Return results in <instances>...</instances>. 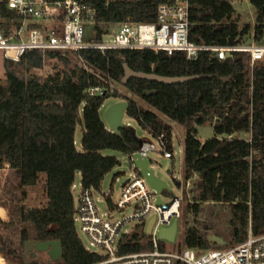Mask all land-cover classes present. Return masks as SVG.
<instances>
[{
    "label": "trees",
    "instance_id": "16d2710c",
    "mask_svg": "<svg viewBox=\"0 0 264 264\" xmlns=\"http://www.w3.org/2000/svg\"><path fill=\"white\" fill-rule=\"evenodd\" d=\"M95 9L93 23L87 25V40H100L106 24L133 20L154 22L157 5L163 0H81ZM254 7L255 40L264 35V0H249ZM189 39L202 44H233L251 31L249 24L239 27L233 19L235 9L230 0H190ZM16 17L6 2H0V30L5 32L9 18ZM79 55L91 70L72 65L60 52L38 50L24 52L17 64L38 68L45 58L64 64L43 80L23 77L12 60L3 62L5 78L0 81V167L8 164L16 171L19 185L42 191L40 205L20 207L19 220L32 227V236L23 230L21 241L58 240L60 261L51 264H92L101 256L84 248L74 222V198L71 187L76 173L80 184L99 191L103 177L120 164L104 149L123 154L136 151L143 139L127 123L118 133L112 132L101 115L106 98L120 97L127 101L125 115L155 136L164 133L171 150V126L154 111L169 120L186 126L183 140V176H199L197 188L200 201L228 203L233 217L234 243L242 241L248 225L254 234L264 232V61L250 68V57L235 52L219 59L214 53L200 52L187 59L184 52L170 56L152 50H80ZM132 70L161 76L188 77L186 81L165 84L147 79L131 78L122 82L123 64ZM251 78V81L249 80ZM108 80L120 82L153 110L141 107L126 95L108 91L90 96L89 87H108ZM250 85V94H242L232 102L236 91ZM144 90H155L146 95ZM232 102V103H231ZM226 105L228 107L226 108ZM217 114L212 125L214 136L201 142L197 129L204 116ZM82 126L81 149L75 145V129ZM247 133L248 139L224 137ZM198 211V203L191 205ZM141 225L124 237L119 252L147 250ZM184 245L209 248L206 234L189 227L184 232ZM35 264V262H23Z\"/></svg>",
    "mask_w": 264,
    "mask_h": 264
},
{
    "label": "built area",
    "instance_id": "2783aa9c",
    "mask_svg": "<svg viewBox=\"0 0 264 264\" xmlns=\"http://www.w3.org/2000/svg\"><path fill=\"white\" fill-rule=\"evenodd\" d=\"M5 1L16 17L9 18L10 26L0 30V50L3 57L18 61L28 50L60 52L82 68L86 63L79 55L80 50H152L163 51L169 56L176 51L184 52L187 59L197 58L200 52L214 53L217 58L232 57L235 52H245L250 57V68L264 58V45L236 42L233 44H202L189 39L190 0H163L157 5L154 22L124 20L106 24L105 33L100 40H87V25L93 23L95 9L81 0H0ZM112 1V0H108ZM107 88L89 87L90 96L104 95ZM147 132V131H146ZM152 139H143L139 148L128 154V163L135 156L148 158L150 166L153 159L149 153L158 157L172 158L173 149L168 148L164 133ZM172 136V131H171ZM170 146L172 140L170 138ZM5 166H9L5 164ZM129 176L122 181L119 198L113 202L109 193L94 198V189L80 185L74 203L73 222L88 240V251L98 253L101 258L92 264H264V232L254 234L249 224L242 241L227 246L209 248L187 247L170 250L158 236L159 230L169 227L179 218L181 199L173 197L168 203L157 202V193L150 187L139 169L132 164ZM115 182L119 177H115ZM189 184V181H188ZM76 190L75 184L71 191ZM161 199V194H160ZM106 203L105 211L98 203ZM0 220L8 221L9 212L0 206ZM132 209L124 214L126 209ZM154 218L149 232L146 227ZM141 225L150 245L147 250L120 253L124 237L129 236L134 227L126 228L130 222ZM178 228V225H177ZM175 232V237L177 233ZM77 232V231H76ZM174 237V240H175ZM173 240V241H174ZM171 241V242H173ZM83 244V243H82ZM98 248L100 251H95ZM0 264H22V258L0 251Z\"/></svg>",
    "mask_w": 264,
    "mask_h": 264
},
{
    "label": "rangeland",
    "instance_id": "374dc122",
    "mask_svg": "<svg viewBox=\"0 0 264 264\" xmlns=\"http://www.w3.org/2000/svg\"><path fill=\"white\" fill-rule=\"evenodd\" d=\"M232 6L235 9L233 19L237 20L239 27L244 24H249L251 26V31L243 35L239 42L250 43L254 41L255 43L264 45V35L260 40H255L253 27L255 25V14L256 11L254 7L250 4L249 0H230ZM3 52L0 50V81L5 78L4 74V62ZM69 65H76L80 67L74 58H68ZM264 61V58L262 59ZM14 68L18 71L19 75L23 77H36L39 80H43L48 75L53 74L55 71L62 70L64 64L55 58L43 60V64L38 68H26L25 66L17 64V61H12ZM87 70L89 69L86 66ZM251 81V78H249ZM107 91L112 94L116 91L118 94L126 95L133 98L137 103L143 107L153 110L147 103L141 100L138 96L131 94L128 90L120 83L113 80H108ZM250 85L242 87L240 91H236L235 98L232 102L239 100L242 94H250ZM124 100L120 97L110 96L105 99L103 106L101 107V115L107 106L110 104ZM231 102V103H232ZM228 105H226V108ZM160 118L168 122L171 126L172 131V149L174 155L172 158L158 157L156 154L149 153V157L153 159L151 162V168L154 170L155 175L163 180L167 186L168 190H163L161 193V200L168 203L173 197H179L181 199V204L179 208L180 216L177 219V233L175 240L173 242H165L167 248L170 250H175L182 248L184 246V232L189 227L197 228L200 232L206 234L208 245L210 247L216 246H227L234 243L235 239L233 236V228L231 226V219L233 217L231 207L228 203H219L212 201H200L199 200V190L197 184L199 182V176L194 174L189 179H185L183 176V140L186 134V126L181 125L177 122L169 120L167 117L161 113L154 110ZM219 116L215 113H211L204 116L205 122L203 125L193 126L197 129L196 137L203 142L204 140L214 136L212 125L219 121ZM123 122H127L136 132V134L142 139H152L145 130H143L134 120L129 119L125 114L123 116ZM82 135V126L77 125L75 129L74 138L76 140V145L78 149H81L80 140ZM230 137H238L242 139H248L247 133H235L232 135H221ZM103 155L115 156L120 164L114 167L111 171L106 173L103 177L101 188L99 191H94V198L102 197L103 193H109L111 201L115 202L120 195L121 183L130 174L128 157L112 149H104L101 151ZM115 177H119V181L115 182ZM79 177H76L74 184L76 185V190H74L73 198L76 202L77 196L80 190ZM189 181V184H188ZM26 195L23 196V188L19 185V177L15 170L11 169L9 166L0 167V206L6 209L10 218L8 221L0 220V251L7 252L13 256L22 255V241L20 234L23 230H26L30 236H32V227L28 223H23L19 220L18 211L20 207H29L33 205H40L43 201L42 191L35 189H26ZM198 203V211L194 212L192 204ZM102 211L106 209V203H98ZM2 209L0 208V212ZM132 209H126L124 214H129ZM136 222H130L126 225V228L131 229L134 227ZM76 231L81 239L84 246L88 245V240L80 232L79 226L76 225ZM95 251H100L98 248H93ZM28 262H35V264H51L50 258L46 252H36L32 257L26 258Z\"/></svg>",
    "mask_w": 264,
    "mask_h": 264
},
{
    "label": "water",
    "instance_id": "95a60500",
    "mask_svg": "<svg viewBox=\"0 0 264 264\" xmlns=\"http://www.w3.org/2000/svg\"><path fill=\"white\" fill-rule=\"evenodd\" d=\"M124 76L122 82H127L131 78L147 79L151 81H156L165 84H173L178 82H183L188 79V77H171V76H161L154 73H145L141 71L132 70L126 63L123 64ZM155 90H144L143 93L146 95L154 93ZM127 107V101L119 100L109 106H107L103 112V120L114 133H118L120 128L123 126V116L125 114V109ZM134 165L135 168L139 169L140 174L145 178L147 183L153 188L157 193V202H161L160 194L163 190H168L167 184L158 178L154 170L150 166V160L148 158H140L135 156L132 162H129V167ZM154 218H150L148 221L146 232H149ZM177 228V221L174 220L169 227H163L159 230L158 236L169 242L174 240L175 232ZM23 256L24 258L32 257L36 252H46L50 260L60 261L61 260V243L58 240H32L27 239L22 242Z\"/></svg>",
    "mask_w": 264,
    "mask_h": 264
},
{
    "label": "crops",
    "instance_id": "0c3cea01",
    "mask_svg": "<svg viewBox=\"0 0 264 264\" xmlns=\"http://www.w3.org/2000/svg\"><path fill=\"white\" fill-rule=\"evenodd\" d=\"M75 142H76V140H75ZM75 145H76V143H75ZM76 147H77V145H76ZM76 177H79V180H80V173H79V172L76 173L75 178H76ZM79 182H80V181H79ZM80 185H81V184H80ZM75 186H76V185H75ZM73 191H74V190H73ZM73 191H72V192H73ZM72 194H73V193H72ZM74 203H75V201H74Z\"/></svg>",
    "mask_w": 264,
    "mask_h": 264
},
{
    "label": "flooded vegetation",
    "instance_id": "af4514ba",
    "mask_svg": "<svg viewBox=\"0 0 264 264\" xmlns=\"http://www.w3.org/2000/svg\"><path fill=\"white\" fill-rule=\"evenodd\" d=\"M23 248V247H22ZM19 257H21L22 258V264H23V262H27V259L26 258H24V256H23V251H22V255L21 256H19Z\"/></svg>",
    "mask_w": 264,
    "mask_h": 264
}]
</instances>
